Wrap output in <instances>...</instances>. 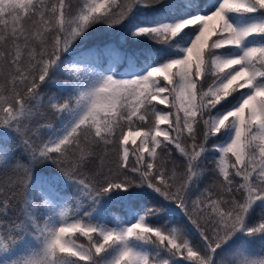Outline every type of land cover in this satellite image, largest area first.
<instances>
[{"label":"snow or ice","instance_id":"obj_1","mask_svg":"<svg viewBox=\"0 0 264 264\" xmlns=\"http://www.w3.org/2000/svg\"><path fill=\"white\" fill-rule=\"evenodd\" d=\"M0 264H264V0H0Z\"/></svg>","mask_w":264,"mask_h":264},{"label":"trees","instance_id":"obj_2","mask_svg":"<svg viewBox=\"0 0 264 264\" xmlns=\"http://www.w3.org/2000/svg\"><path fill=\"white\" fill-rule=\"evenodd\" d=\"M215 37H213V39H214ZM117 214L119 215V213L117 212Z\"/></svg>","mask_w":264,"mask_h":264}]
</instances>
